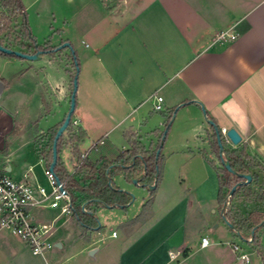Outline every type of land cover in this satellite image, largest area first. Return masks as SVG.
<instances>
[{"label":"crops","instance_id":"0c3cea01","mask_svg":"<svg viewBox=\"0 0 264 264\" xmlns=\"http://www.w3.org/2000/svg\"><path fill=\"white\" fill-rule=\"evenodd\" d=\"M23 2L37 42L68 40L79 58L73 118L84 136L60 154L70 173L89 170L82 165L87 152L94 161L112 160L133 141L153 151L171 110L179 107L161 149V179L153 189L136 184L150 190L139 204L151 199L147 216L136 221L137 191L117 174L115 184L134 196L126 209L97 208V226L84 231L74 214L33 208L34 221L51 226L56 246L34 254L0 228V264H244L242 253L249 264H263L252 238L245 240L248 250L220 222L217 164H211L215 129L206 116L221 131L235 128L242 136L238 145L264 167V0H193L189 11L187 0ZM221 33L227 35L217 37ZM58 53L36 60L0 53V165L18 180L47 183L39 144L62 123L72 95L71 69L57 64ZM155 94L164 98L162 111L154 109ZM45 131L48 137L38 140ZM223 137L227 148L238 147ZM94 143L99 151L91 150ZM30 168L34 174L26 178ZM109 224L112 233H105ZM209 231L223 240H210ZM203 237L209 239L206 246ZM210 247L214 257L198 262L197 251Z\"/></svg>","mask_w":264,"mask_h":264},{"label":"trees","instance_id":"16d2710c","mask_svg":"<svg viewBox=\"0 0 264 264\" xmlns=\"http://www.w3.org/2000/svg\"><path fill=\"white\" fill-rule=\"evenodd\" d=\"M0 5L2 7L0 11L1 45L23 51L27 54H34L38 51H42L43 54L49 55H54L64 48L69 47L73 59L80 65L77 53L68 40L66 41L70 43V46L66 47H62L63 42L58 45H53L51 40H47L43 44L37 42L35 36L32 34L26 6L23 0H0ZM0 53L6 54L2 51H0ZM6 55L15 56L14 54ZM174 112L175 108L171 110L167 118V124L171 121ZM61 124L54 127L51 133L49 132L51 135L47 143L39 144V152L46 157L48 167L53 160V143L55 141L56 132ZM220 134L224 147L222 158L228 162L231 168L237 173L251 175L252 180L247 184L238 186L234 194L230 195L232 187L240 181H245L246 178L239 177L229 171L223 164L224 173L222 174L221 170H219L212 161L211 164L216 167L219 177V211L222 216L227 217L233 224L231 230L235 236H240L246 241L252 238L250 242L256 248L264 264V249L258 235L259 230L264 226V189L262 192L256 193L252 186V182L257 179V174L253 172L252 168L259 165L254 162L253 157L247 152L245 145H240L237 149H229L226 146L221 130ZM83 136L84 132L81 131L79 135H74L73 139L79 142ZM213 136L214 143L212 145L219 156L220 147L215 132ZM63 137L64 135L62 134L57 140L58 161L54 167V173L71 196L74 215L82 224L84 231L97 226V208L122 207L126 209L133 200V195L130 192L121 189L115 184L113 180L114 175L124 174L128 182L139 179L141 183L146 184L148 187L156 180H160L161 152L157 157V151L158 149H162V147H160L161 137L153 151L145 150L143 145L133 141L131 142L130 148L123 150L112 160L101 157L94 161L87 155L83 157L82 165L85 164L88 166L89 170L84 173H81L80 170L79 172H77V170L74 173H70L63 164L60 157L63 147ZM99 150L98 148L95 151ZM239 193L246 196H254L253 199L257 203H262L261 206L254 207L248 212L242 211L232 202ZM150 202L151 200H149L148 203ZM228 202L229 204H227ZM147 215L148 212L140 214L136 220H140Z\"/></svg>","mask_w":264,"mask_h":264},{"label":"built area","instance_id":"2783aa9c","mask_svg":"<svg viewBox=\"0 0 264 264\" xmlns=\"http://www.w3.org/2000/svg\"><path fill=\"white\" fill-rule=\"evenodd\" d=\"M226 35V33H221L218 37L224 38ZM230 36L231 38L235 37L234 35ZM154 98V109L164 110L163 96L155 94ZM226 132L227 130L223 128L222 133L226 135ZM99 143L103 144V140ZM93 149H98V143L92 145L91 150ZM87 154L88 152L83 157H86ZM30 174H34L32 168L25 174V177L29 178ZM44 174L48 184L31 179L18 180L6 173L0 165V228L19 237L34 254H42L55 247L56 243L51 240V226L34 221L32 209L51 207L58 209L62 215L71 216L74 214L72 198L63 183L57 181L55 173L50 171L49 167L45 168ZM208 244L209 239L203 237L201 245ZM233 249L238 250L239 246L234 245ZM239 256L244 264L250 263L247 253H242ZM173 257H177V254H174Z\"/></svg>","mask_w":264,"mask_h":264},{"label":"rangeland","instance_id":"374dc122","mask_svg":"<svg viewBox=\"0 0 264 264\" xmlns=\"http://www.w3.org/2000/svg\"><path fill=\"white\" fill-rule=\"evenodd\" d=\"M171 1V0H170ZM172 2H170V9L171 11L174 12V14L176 16H178L176 13H177V8H175L174 6L171 5ZM185 9L186 11H189V10H193L194 9V3H193V0H187V3H185ZM220 35V34H219ZM218 35V36H219ZM217 36V37H218ZM62 46L67 43L68 41L66 40H62L60 43H62ZM66 52L68 55V58H67V55H66ZM55 58H56V61L58 62L57 64H60L62 67H65V66H68L70 70V74H69V79L72 81V92L74 90V79L76 76H78L79 72H80V65L78 64V62H76L72 55H71V49L68 47L64 48L62 51H60L57 55H55ZM69 60V62H68ZM70 109V103L68 101V99H66V103L64 104V108L62 110V114L60 116V119H64L68 113ZM61 122V121H60ZM82 130L79 128V126L77 124L74 123V118L72 116V119H71V122H70V125L69 127L65 130V132L63 133L64 137H63V147L64 149H68V150H73V147L77 144V141H75L73 138L74 135H79V133L81 132ZM83 132V131H82ZM45 134L47 135L48 137V133L43 132L40 137H38V140L40 141H43L42 139V136L44 138ZM211 146H212V149L214 151V154H215V160H213V162L215 163L216 167L221 170V173L223 174V165L221 163V160L218 156V152H216L213 148V143H214V136L213 134L211 135ZM227 145V144H226ZM240 145H238L237 148H239ZM229 149H232L231 147H228ZM236 148V149H237ZM95 150V149H94ZM253 157V156H252ZM254 159V162L257 163L259 166H256V167H253L252 170L253 172H255L257 174V179L252 182V186H253V189L256 193H260L263 191L264 189V167L258 162L257 159ZM161 179V177H160ZM48 184V183H46ZM133 189L136 190V199L135 201L133 202V213H135L136 211L141 213V214H145L146 212L149 211V207L151 205V202H149V200H147V202H145L144 205H142V207H139V204H140V201L142 200V197L144 196H148L147 193L150 191L148 187H146L145 189H142V188H139L136 186L135 183H133ZM254 196L251 197L250 195L249 196H246V195H243L242 193H239L238 195L235 196V198L233 199V204L238 207L239 209H241L242 211H249L251 209H253L254 207H257V206H261L262 203H257L254 199ZM229 201V200H228ZM229 204V202L227 203ZM263 206V205H262ZM105 208V207H104ZM108 212H105V211H101L100 213V216L103 218V219H107L108 217L111 219V213L107 214ZM66 216V215H64ZM139 220V219H138ZM136 220V221H138ZM114 222V221H113ZM111 222V223H113ZM220 222L222 224H224V220L220 219ZM110 225L109 224L103 231L105 233H112L111 230H110ZM117 228V227H115ZM220 233H212L209 231L208 233V236L210 238V240L212 239H221V241L223 240L222 238H220ZM218 235V236H216ZM258 235L260 237V240H261V244L264 245V226L259 230L258 232ZM230 239V238H229ZM234 240L239 244V245H242L243 247H246L248 250H249V246H248V243L243 240L240 236H235ZM200 241V239H198L196 241L195 244H198ZM230 241V240H229ZM230 243V242H229ZM227 247L229 246V244H225L224 247ZM264 247V246H263ZM195 248H197V246H195ZM254 248V247H253ZM246 249V250H247ZM256 250V248H254ZM257 251V250H256ZM227 256H228V259L230 258V253L227 251ZM258 254V253H257ZM214 251H213V247H210L208 249H205V250H199L197 251L196 253V260L198 262H200V260H204V258H207V257H211L213 258L214 256ZM259 255V254H258ZM252 260L254 261V256L252 255L251 256Z\"/></svg>","mask_w":264,"mask_h":264},{"label":"water","instance_id":"95a60500","mask_svg":"<svg viewBox=\"0 0 264 264\" xmlns=\"http://www.w3.org/2000/svg\"><path fill=\"white\" fill-rule=\"evenodd\" d=\"M66 46H70V43L67 42L65 43L62 47H66ZM0 51L6 53V54H14L15 56H18V57H21V58H25V59H29V60H36L38 59L42 54L43 52L42 51H38L34 54H27L23 51H20V50H15V49H11V48H8V47H5L3 45H1L0 43ZM77 86H78V76L75 77L74 79V90L72 92V95H71V102H70V109L63 121V123L59 126L57 132H56V136H55V141L53 143V160L50 164V171L54 172V167L55 165L57 164V161H58V152H57V140L59 139V137L65 132V130L68 128L70 122H71V119H72V116L75 112V109H76V92H77ZM179 107V106H178ZM178 107L175 109V112L172 116V119L171 121L168 123V125L166 126L165 130H164V133H163V136H162V139H161V143H160V147L163 146L164 144V141H165V138H166V135H167V132H168V129L172 123V120L175 116V113L178 109ZM205 116H206V113H205ZM207 118V121L213 125L214 129H215V133L217 135V142L219 144V147H220V151H219V157H220V160L222 162V164L231 172H233L234 174L238 175L239 177H245L246 180L245 181H240L238 183H236L231 191H230V195H233L234 192L236 191L237 187L242 185V184H247L249 182H251L252 180V176L249 175V174H240V173H237L236 171H234L230 164L228 162H226L222 157H223V150H224V147H223V144H222V141H221V134H220V129L219 127L214 123V121L211 119V118ZM226 135L227 137L232 141V143L234 145H238L241 140H242V136L239 134V132L235 129V128H229L226 132ZM161 152V149H158L157 151V157L158 155L160 154ZM57 181L59 182V179L57 178ZM133 183L135 184H138L139 183V179H134L133 180ZM146 185V184H145ZM157 185V180L149 185V188H155ZM133 195V194H132ZM134 198V196H133ZM223 219L224 221L226 222V224L230 227V228H233V224L227 219V217L223 216Z\"/></svg>","mask_w":264,"mask_h":264}]
</instances>
